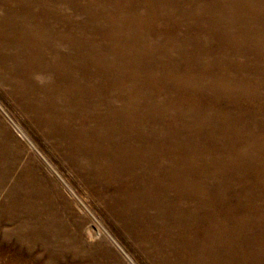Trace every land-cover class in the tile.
I'll use <instances>...</instances> for the list:
<instances>
[{
    "label": "bare ground",
    "instance_id": "obj_1",
    "mask_svg": "<svg viewBox=\"0 0 264 264\" xmlns=\"http://www.w3.org/2000/svg\"><path fill=\"white\" fill-rule=\"evenodd\" d=\"M240 56L244 58L243 61L238 60ZM109 64L113 66L110 68ZM101 65L109 68V72L104 74L110 81L117 80L118 75H113V70L120 71L126 68V65L133 71L141 70L148 75L154 74L158 82L170 84L169 114L177 113L174 102L178 100V105L185 106V110L179 111L181 119H185L183 117H187L188 114L198 117L204 114L207 120L221 121L219 123L223 124V132L227 136V133L231 132L229 128H233L232 123L244 117L256 120V114L260 113L253 105L260 100L259 92L264 81V0H0V79L28 96V101L33 100L28 102L29 110L33 112L34 109L38 112L39 120L46 127H54L55 114L61 111L68 117L80 116V120L92 119L95 123L94 128L102 125L104 134L109 139L115 140L118 134H124V129L128 131V135L122 136V141L135 140V143L137 142L141 147L139 146V150L116 148L114 159L117 158L123 167L128 166L131 170L142 171L135 181L136 187L139 188L130 200L136 202L141 196L147 202H151L148 203L147 211H152L153 207L156 214L154 220L146 215L143 220L138 215L137 223L135 218L132 220L127 218L132 214H128L129 210H127L126 216L122 214L125 221L135 226L141 222L139 225H142V228L147 223L155 229L159 236H156V240L161 242L164 241L166 232L162 233V230H158L161 228L157 222L165 226V231L169 232L166 237L169 249L170 224L179 228V234L174 235L176 240L173 241L179 243L182 248L189 249L195 246L196 240L193 239V235L185 233V230L190 229L195 231L196 235L202 236L204 249L210 246L216 247L218 233L221 225L225 224L226 217L221 219L212 216L211 201L204 202L202 190L194 186L195 182L194 184L190 182V186L193 187L188 188L189 190L183 188L184 185L181 186V182L175 179L180 177V174L183 179V173L174 175L176 169L170 167L171 160L180 165L187 157L185 153L191 151L187 150L184 153L185 146L179 147L180 149L176 147L178 156L175 159L164 158V152H160L163 145L162 138L156 135L153 129L148 133L138 130L137 124L132 119L135 116L128 115L129 111L126 108L107 112L102 99L105 96L104 87L99 82L103 76L98 74L93 76L95 79L90 78L89 70L84 68L93 67L94 70L96 66L101 67ZM34 75L43 77L44 81L41 79L43 86L34 80ZM129 78L134 81L138 79L133 74H129ZM52 91L55 100H51ZM35 93L43 95L44 98L39 102L35 101L32 96ZM222 96L230 111L217 107L221 103ZM56 104H59L58 108H55ZM150 112L155 114L153 109ZM79 122L77 136L79 138L82 135L84 137L89 135L88 143L91 146L93 128ZM74 129L76 134L75 126ZM231 134L233 136L232 132ZM253 140L254 144L264 147V135ZM115 144L113 143L114 146ZM75 148H83V146L76 144ZM74 153L78 160L82 159L83 151L74 149ZM244 156L245 153H241V157ZM166 159L169 161V164L166 162L169 167L161 164ZM139 163L142 166L140 170L137 169L139 166L136 167ZM4 167L0 168V181L5 182L10 176ZM27 178L25 184L11 180L9 188L0 197V216L5 215L9 218V222L15 226L14 229L11 228L15 230L14 232L24 231L26 234L22 238L25 241L33 236L29 230L33 225L35 228L40 225L45 226L41 220L45 205L39 201L40 197H37L39 192L36 193V190L27 186L36 183L32 180L34 177ZM23 184L28 192L27 196L24 192L19 200L14 193L23 191ZM140 193L142 195H139ZM35 203L38 205L36 206ZM226 215L228 214L225 213L224 216ZM244 216L245 214L239 216L237 225L244 223L246 219ZM226 241L228 240H224ZM206 252L207 254L203 252V258L210 256L207 249ZM9 262L26 264V261ZM167 263L170 264V261ZM186 264H264V261L210 260L187 261Z\"/></svg>",
    "mask_w": 264,
    "mask_h": 264
},
{
    "label": "rangeland",
    "instance_id": "obj_2",
    "mask_svg": "<svg viewBox=\"0 0 264 264\" xmlns=\"http://www.w3.org/2000/svg\"><path fill=\"white\" fill-rule=\"evenodd\" d=\"M88 34L86 31V35ZM238 60L243 61L244 58L240 56ZM109 65L110 68L113 66ZM84 68L89 70L90 78L98 76V74L103 76L99 82L104 87L105 96L102 98L104 109L107 112H113L119 108H126L129 111L128 115L135 116L132 119L137 124L138 130L148 133L153 129L155 134L162 138L163 145L160 152H164V158L173 157L175 159L178 156L177 148L180 149L184 146L187 148L183 150L184 153L187 150L191 151L185 153L187 157L180 165L173 163L174 161L170 159L172 163L170 167L176 169L174 170L176 173L172 171L174 175L183 173V179L186 180L182 179L181 174L180 177L176 176L177 178H175L179 183L181 182L180 185H184H181L183 188L189 190L188 188L193 187L190 186V182L193 184L195 182L194 186L202 190L204 202L211 201L212 216L215 215L221 219L226 217L225 224L221 225V231L219 230L218 233L217 248L212 246L208 247L209 249L206 248L210 256L214 253L215 255L210 259H208L210 256L203 258V252L206 254L207 252L204 245L202 247V236L196 235L192 229L185 230V233L193 235V239L196 240L195 246L189 249L182 248L179 243L173 241L176 240L174 235L179 234V228L170 224L169 249L168 238H166L169 232L165 231V226H161L157 222L161 228L158 230H162V233L166 232L162 243L156 240L155 229L147 223L142 228V225H139L141 222L135 226L122 217V214L126 216L127 210H129L128 214H132L127 218L130 220L135 218L138 223V215L139 218H143L145 215L149 218L151 216L154 220L156 214L153 207L152 211H147L149 210L148 203L151 202H147L141 196L136 202L130 200L139 188V186L136 187L135 181L140 175L139 172H142L140 163L136 165V167L139 166L137 169L140 171H135L128 166H121L118 159H114L116 148L140 149V145L135 143V140L122 141V136L128 135V131L124 129V134H118L119 138L109 139L105 136L102 125L99 124L100 126L94 128L95 123L92 119L80 120V116L68 117L61 111L55 114V128L53 126L46 127L39 120L38 112L34 109L33 112L29 110L30 103L28 102H33V100L28 101V96L0 79V165L2 164L0 168L3 169L5 166L4 168L10 176L5 182L0 181V193L2 192L0 197L9 188L11 180L21 181L25 184V180H28L27 177L29 179L34 177L35 179L32 180L34 183L36 182L35 186H27L36 190V193L39 192L37 197H40L39 201L45 205L42 211L43 219L41 218L45 226L41 227L42 225H40L35 228L33 225V228L29 229L33 236L28 241L22 238L26 234L24 231L14 232L15 226L9 222V218L5 215L0 216V261H2L0 264H7L9 261H26V264L29 262H31L30 264H168L167 261H170V264H186L187 261L210 260L264 261V147L253 142V139L264 135V99H262L264 98V81L263 85L261 84L262 90L260 89L259 92L260 100L253 105L260 112L256 114L257 119L244 117L242 120H236L237 122L232 123L234 126L231 125L233 128H229L233 136L231 132H228L226 136V133L223 132V124L219 123L221 121L207 120L204 114H201L200 117L188 114L187 117H183L185 119H181L179 111L185 110V106L178 105V100L174 102L177 113L169 114L170 84L158 82L154 74L148 75L141 70L133 71L126 65V68H119L120 71L114 69L113 75H118L117 80L110 81L104 74V72H109L108 67L96 66L94 70L93 67H90L91 69ZM129 74L138 77L136 82L129 78ZM33 78L43 86V77L36 75ZM35 94L32 95L35 101L39 102L44 98L41 94ZM53 96L52 91L51 100H55ZM224 100L223 96L220 97L222 105L219 104L217 107L230 111ZM58 107L59 104H56L55 108ZM152 109L155 114L150 112ZM78 121L84 123V126H92L91 146L88 143L89 135L86 137L82 135L78 138ZM80 122L79 124H81ZM232 139L234 140L231 141ZM113 143H116L115 146ZM76 144L82 145L83 148H75ZM74 149L83 151L82 159L78 160L75 157ZM257 150L261 151L258 153ZM169 152L170 154H168ZM241 153H245L246 156L241 157ZM191 157L193 158L190 159ZM166 162L169 164L167 159L161 164L166 167L168 166ZM24 184L23 191L14 193L19 200L24 192L27 196L28 191ZM33 195L36 198L34 193ZM35 200L37 201V199ZM35 200L34 202H36ZM16 201L19 203L18 200ZM14 204L16 206V203ZM35 205L37 206L38 203ZM227 210L229 211L226 212ZM225 213L228 215L224 216ZM243 214L246 218L244 223L237 225ZM35 216L37 217V215ZM240 227L242 228L240 229ZM41 230L44 231L41 232ZM12 234H15L16 238ZM224 240L228 241L224 242ZM258 242L259 244H257ZM169 250L170 256H168Z\"/></svg>",
    "mask_w": 264,
    "mask_h": 264
}]
</instances>
